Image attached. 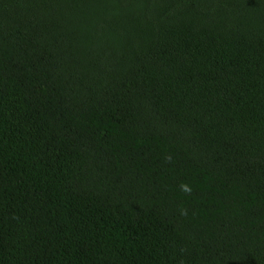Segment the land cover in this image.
<instances>
[{"label": "trees", "instance_id": "16d2710c", "mask_svg": "<svg viewBox=\"0 0 264 264\" xmlns=\"http://www.w3.org/2000/svg\"><path fill=\"white\" fill-rule=\"evenodd\" d=\"M0 264H264V0H0Z\"/></svg>", "mask_w": 264, "mask_h": 264}, {"label": "clouds", "instance_id": "9594fccd", "mask_svg": "<svg viewBox=\"0 0 264 264\" xmlns=\"http://www.w3.org/2000/svg\"><path fill=\"white\" fill-rule=\"evenodd\" d=\"M166 159L167 160H170L171 157L170 156L169 157H166ZM180 188H181V191H183V192H185L187 194H191L192 189H191V186L190 185H188V184H181Z\"/></svg>", "mask_w": 264, "mask_h": 264}]
</instances>
